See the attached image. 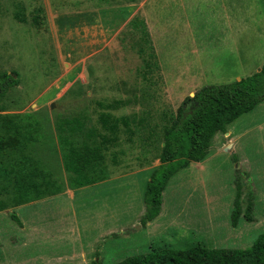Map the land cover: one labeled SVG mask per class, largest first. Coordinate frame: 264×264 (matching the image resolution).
Returning a JSON list of instances; mask_svg holds the SVG:
<instances>
[{"label":"rangeland","instance_id":"374dc122","mask_svg":"<svg viewBox=\"0 0 264 264\" xmlns=\"http://www.w3.org/2000/svg\"><path fill=\"white\" fill-rule=\"evenodd\" d=\"M18 4L26 24L13 18ZM132 18L151 37L153 71L138 53ZM263 62L264 0H0V73L15 71L19 80L1 115L34 116L50 138L34 156L56 179L67 184L60 119L85 117L87 128L101 130V112L149 116L157 132L145 143V127L129 141L121 127L106 153L107 180L0 212V264H117L163 247L250 248L264 233V101L218 133L202 162L169 180L155 220L140 219L159 164V116L203 86L251 76ZM238 190L241 214L253 203V221L241 216L232 226Z\"/></svg>","mask_w":264,"mask_h":264},{"label":"trees","instance_id":"16d2710c","mask_svg":"<svg viewBox=\"0 0 264 264\" xmlns=\"http://www.w3.org/2000/svg\"><path fill=\"white\" fill-rule=\"evenodd\" d=\"M41 13L42 9L38 8L32 17L31 24L36 29L41 25ZM13 18L18 23H27L21 4L16 6ZM128 25L139 33L138 53L143 58L144 67L149 71L157 69L154 47L144 21L132 18ZM18 84L17 72L0 73V212L62 194L67 188L75 190L107 180L110 171L106 153L117 146L121 127L129 141L145 127H148L145 143L157 135L155 126L148 124L149 116L114 117L101 112L98 116L101 130L87 128L85 117L60 119L55 128L62 168L68 175L64 185L47 165L34 156L37 147L49 145L50 141L34 116L1 115L4 98ZM263 101L264 62L259 71L251 76L228 84L203 86L192 97H186L175 112L165 111L159 116V164L152 169L144 187L142 225L159 216L169 180L191 163L202 162L214 137L218 133L225 134L227 127L251 113ZM113 104L116 106L120 102ZM113 163L117 165V160L114 159ZM3 196H7L5 201ZM240 196L238 190L231 214L232 226L241 216L244 220L253 221V203L248 201L241 214ZM11 218L18 221L13 212ZM117 264H264V233L244 250L207 248L201 244L185 250L163 247L144 255L128 257Z\"/></svg>","mask_w":264,"mask_h":264},{"label":"water","instance_id":"95a60500","mask_svg":"<svg viewBox=\"0 0 264 264\" xmlns=\"http://www.w3.org/2000/svg\"><path fill=\"white\" fill-rule=\"evenodd\" d=\"M193 95H191L190 97H192Z\"/></svg>","mask_w":264,"mask_h":264}]
</instances>
